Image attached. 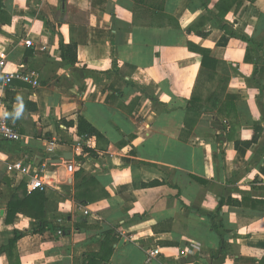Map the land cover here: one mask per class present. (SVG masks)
Segmentation results:
<instances>
[{
  "label": "crops",
  "instance_id": "crops-1",
  "mask_svg": "<svg viewBox=\"0 0 264 264\" xmlns=\"http://www.w3.org/2000/svg\"><path fill=\"white\" fill-rule=\"evenodd\" d=\"M219 3L164 0L176 25L152 26L134 24L132 0H1L6 71L39 85H0L22 136L0 144V249L23 234L0 264H264V0ZM70 43L74 64L61 56ZM189 43L216 60L197 86ZM78 116L102 138H80ZM19 160L41 170L54 232L23 213L6 221L12 196L32 192L4 169ZM90 183L106 196L82 205L75 190Z\"/></svg>",
  "mask_w": 264,
  "mask_h": 264
},
{
  "label": "trees",
  "instance_id": "trees-1",
  "mask_svg": "<svg viewBox=\"0 0 264 264\" xmlns=\"http://www.w3.org/2000/svg\"><path fill=\"white\" fill-rule=\"evenodd\" d=\"M152 1L153 0H132V14L134 24L141 25L140 19L146 16L149 19L146 25L162 26V23H166L167 25H176V20L172 16L163 13L164 0H160V2H158L157 4ZM218 7L220 10L223 9L225 13L229 7L228 0H220ZM9 21L10 18L7 13L3 10L0 0V22L7 23ZM199 25H201V20L196 22V24L190 26L188 28V31H196V28ZM197 34L204 36L206 33L197 32ZM60 49L62 59H64L69 64H74L76 62V45H73L71 43L67 45L61 44ZM188 49H191L192 51L196 52L201 56L200 69L198 72V78L196 80V86L202 78H211L216 75V60L210 56V51L208 49L201 48L196 45H191L190 43L188 44ZM191 101H193V98ZM193 110H195V108L193 107L192 109L191 107L190 109H188V111L192 112ZM77 134L83 140H86L88 136H94L98 139L102 138V135L98 131H96V129H94V127L90 125L81 116H78L77 118ZM93 155L95 154L93 153ZM92 183L85 186L84 188L75 190L76 199L80 204L83 205L86 202H91V200L94 199L93 197H96V195H99L97 197L106 196V192L102 190H100V194H97V192H95L97 187L94 186ZM21 185L22 187L24 186L23 183ZM46 202L47 198L45 197L44 192L38 189L32 191L29 194H26L25 191H23L21 197L14 195L7 203L6 221H10L9 218L17 213H23L36 221V227L33 229L35 233L43 232L46 230L54 232L55 230H57L56 227L52 225V223L48 221L45 217ZM62 230L63 232H66L65 229ZM22 235L23 234L21 232L14 231L13 237L9 240L7 246L5 248L0 249V251L6 253L8 260L12 261V258L15 255L14 251L16 241L21 238ZM107 253L108 254L106 256H109L111 253V246L108 247ZM99 257L100 258H98L96 254L91 255L87 260L88 264H101L103 258H101V256Z\"/></svg>",
  "mask_w": 264,
  "mask_h": 264
},
{
  "label": "built area",
  "instance_id": "built-area-1",
  "mask_svg": "<svg viewBox=\"0 0 264 264\" xmlns=\"http://www.w3.org/2000/svg\"><path fill=\"white\" fill-rule=\"evenodd\" d=\"M1 27V25H0ZM24 45L30 46L29 42H24ZM7 51L5 48L0 47V85L6 86L11 83L12 80L22 81L31 87H37L39 85V79L34 72L31 71H6L7 60H6ZM22 140L20 133L9 125L6 121L5 116L3 115L2 110L0 109V144L3 142L8 143H18ZM56 145L54 140H51L47 143L46 150L53 151ZM76 150H78L76 148ZM4 169L7 173L19 177L21 180L25 181V187L27 192H31L36 189L43 190L44 183L40 175L41 170L38 168H33L28 164L23 163V161H13L4 164ZM69 171L73 170L71 164L67 165ZM84 213H87L86 210H83ZM58 233H61V230H58ZM157 253L156 250L150 251L149 255L154 256Z\"/></svg>",
  "mask_w": 264,
  "mask_h": 264
},
{
  "label": "rangeland",
  "instance_id": "rangeland-1",
  "mask_svg": "<svg viewBox=\"0 0 264 264\" xmlns=\"http://www.w3.org/2000/svg\"><path fill=\"white\" fill-rule=\"evenodd\" d=\"M147 1V0H146ZM152 2H154L155 4H157L158 2H160V0H153ZM196 98L197 99H199V101H201L200 103H202V104H205V103H207L208 102V100L205 98V96H203V95H205V92H200V90L198 89L197 91H196ZM195 95V94H194ZM195 98V97H194ZM197 105V104H196Z\"/></svg>",
  "mask_w": 264,
  "mask_h": 264
},
{
  "label": "clouds",
  "instance_id": "clouds-1",
  "mask_svg": "<svg viewBox=\"0 0 264 264\" xmlns=\"http://www.w3.org/2000/svg\"><path fill=\"white\" fill-rule=\"evenodd\" d=\"M20 111H21V109L18 107L17 110H16V113H15V115H16L17 117L20 115ZM3 115H4V116H8L9 113L4 112Z\"/></svg>",
  "mask_w": 264,
  "mask_h": 264
},
{
  "label": "water",
  "instance_id": "water-1",
  "mask_svg": "<svg viewBox=\"0 0 264 264\" xmlns=\"http://www.w3.org/2000/svg\"><path fill=\"white\" fill-rule=\"evenodd\" d=\"M70 157H71V153H69V157H68V158H65V157H64V158H65V159H69ZM59 161H60V160H59ZM53 162H54V161H53Z\"/></svg>",
  "mask_w": 264,
  "mask_h": 264
}]
</instances>
